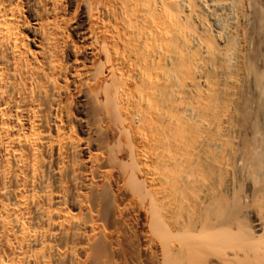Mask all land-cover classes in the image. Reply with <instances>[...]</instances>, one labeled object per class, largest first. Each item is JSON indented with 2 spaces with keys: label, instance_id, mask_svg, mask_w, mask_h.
Masks as SVG:
<instances>
[{
  "label": "bare ground",
  "instance_id": "1",
  "mask_svg": "<svg viewBox=\"0 0 264 264\" xmlns=\"http://www.w3.org/2000/svg\"><path fill=\"white\" fill-rule=\"evenodd\" d=\"M0 264H264V0H0Z\"/></svg>",
  "mask_w": 264,
  "mask_h": 264
}]
</instances>
